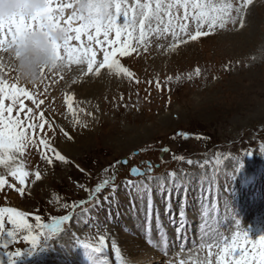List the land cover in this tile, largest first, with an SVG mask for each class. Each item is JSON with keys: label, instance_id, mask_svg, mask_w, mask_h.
<instances>
[{"label": "rangeland", "instance_id": "rangeland-1", "mask_svg": "<svg viewBox=\"0 0 264 264\" xmlns=\"http://www.w3.org/2000/svg\"><path fill=\"white\" fill-rule=\"evenodd\" d=\"M72 2L53 0L52 6ZM232 2L238 4L240 0ZM71 12L72 8L65 7V19ZM244 21L243 28L239 24H228L223 29L217 27L210 35L178 43L173 50H170L171 45L176 42L170 35L160 39L152 35L147 51L138 47L129 56L117 57L134 73L132 79L123 74L116 75L108 69H102L99 75H84L86 64L72 63L62 73L63 79L60 75L46 74L43 82L36 85L22 80L17 82V73L12 70L14 60L9 52L0 50V63L3 64L0 75L44 99L41 109L55 127V132L48 135L53 146L68 161L64 163L53 159L49 165L40 158L41 152L30 145L24 156H17V162H22L24 170L29 172L23 196L8 187L9 184L16 188L20 185L0 166V174H5L8 182L0 190V207H13L25 213V219L33 226L32 234L38 239L42 240L39 237L42 230L36 227V217L40 218L41 224H51L54 218L64 216L71 218L61 225L63 231L51 242L41 243L31 255H27L30 244L24 241L28 232L21 231L17 241L9 246L10 251L20 249L26 253L18 258L16 264H93V261L95 264H131L120 250V239L109 230L115 228L124 235L143 239L153 226L155 231L149 238L160 243L159 237L164 238L163 242L168 245V248H162L161 256L167 257L162 264H171L169 257L196 247L194 242L192 247L186 248V241L191 244L192 237L188 239L168 231L169 227L160 221V211L154 210L158 217L156 215L154 223L150 224L143 218L137 222L131 219L130 213L138 212L135 211L137 204L125 207L115 204L110 212L105 211L102 205L112 198H121L122 193L128 192L127 188L142 182L143 185L156 183L157 180L163 183L174 179L183 181L198 170L206 172L222 166L229 177L232 175L229 180L235 185L238 177H242L245 183L257 169L264 170V0H253ZM79 23L74 21L73 27L79 26ZM185 23L188 30L194 33L195 21ZM173 24L178 22L173 20ZM202 30L207 31V26ZM180 36L183 37V33ZM112 38H115L114 33ZM81 42L86 44L87 37L82 36ZM81 42L72 40L70 43L79 47ZM4 47H8L7 42ZM61 52L63 54V50ZM97 60H102L98 49ZM197 68L200 69L199 76L195 75ZM88 81L101 85L97 90L85 93L80 88ZM157 83L160 87L156 86ZM67 96L74 97L72 111L65 103ZM24 102L36 110L31 101L25 99ZM76 120L89 126L83 128L75 123ZM61 128L72 136L71 140L60 132ZM140 133L145 135L144 141L140 139L137 142H141L124 147L127 139ZM74 138L84 140L74 144ZM249 152L251 156L246 155ZM123 160L127 161L126 165H122ZM239 160H242L243 167L237 173ZM133 168L145 175L132 177ZM37 170L41 173L39 181L35 180ZM104 180H109V186L93 201V196L97 195L94 189ZM242 189L235 190L233 198L227 199L229 206L235 202L237 212L230 216L231 220L242 219L244 213L253 210L252 205L264 210V186L262 191L245 190L242 193ZM145 194L152 195L149 190ZM166 194H161L164 205L174 208L176 203H170L167 199L169 194ZM81 201L92 202L81 208ZM85 208L89 211H84ZM111 214L115 219L111 218ZM120 214L124 218L121 222L117 217ZM162 221L165 222L164 218ZM5 226L11 228L6 221ZM214 226L206 232H218L220 235L222 226L215 222ZM228 226H233L232 222ZM260 235H264V211L256 228L252 229L250 239L258 241ZM101 237L105 241L103 245L100 244ZM84 244L102 247V252L92 257L82 247ZM248 246L251 249V243ZM117 249L120 251L119 260ZM176 263L182 264L179 260Z\"/></svg>", "mask_w": 264, "mask_h": 264}, {"label": "snow or ice", "instance_id": "snow-or-ice-1", "mask_svg": "<svg viewBox=\"0 0 264 264\" xmlns=\"http://www.w3.org/2000/svg\"><path fill=\"white\" fill-rule=\"evenodd\" d=\"M252 3L253 0H240L238 4H234L232 0H223L219 3L217 0H132L131 3L127 0H73L70 4L53 7V0H45V6L31 17L18 15L8 21H0V50L9 52L10 58L15 62L12 70L17 73L13 49L19 46L26 34L39 32L47 35L60 31L64 34L62 41L49 39L52 47V67L40 69V83L43 82L46 74L60 75L63 79L62 73L72 63L86 64L84 75L93 73L99 75L102 69H108L116 75L123 74L132 79L134 73L126 68L117 57L129 56L136 52L138 47L147 51L152 35H155L157 39L170 35L176 42L171 45L170 50H173L178 43H187L189 39L195 41L202 36L212 34L217 27L223 29L228 24L233 26L239 24V27L243 28L247 9ZM65 7L72 8L67 19L64 17ZM181 10H183L182 15ZM173 20H176L178 24L174 25ZM190 20L196 23L194 33L188 30V24L185 23ZM74 21H79V26L73 27ZM205 25L207 31L202 30ZM113 33L114 39L112 38ZM180 33H183V37ZM9 36L10 41H8ZM82 36L87 37L86 44L81 42ZM72 40L81 42L80 46L71 45ZM6 42L8 47H4ZM97 49L102 53L100 61L97 60ZM2 70L3 64L0 63V71ZM195 75H200V69H196ZM20 80L17 75L16 81ZM156 86L160 87L159 83ZM25 99L32 102L35 111L33 107L26 106ZM73 99L72 96H67L65 99L69 111L73 110ZM44 103V99L38 98L35 92L19 86L16 82L10 83L3 78V75H0V166H3L6 173L15 178L20 185L19 188L11 184L8 187L14 188L22 196L29 172L24 170L22 162H17V156H24L30 145L41 152L40 158L49 165L53 163V159L68 163L66 157L53 146L51 137L48 135L50 132H55V127L41 109ZM88 115L91 116L92 113ZM75 123L83 128L89 126L88 123L80 120H76ZM60 132L67 139H72V136L63 128ZM246 155L251 156L252 153L249 152ZM241 161H237V172L243 167ZM132 174L145 175L136 168L132 169ZM40 179L41 173L37 170L35 180ZM7 183L5 174H0V190ZM108 186L109 180L98 184L94 189L97 195L93 196L92 200L98 199L99 194ZM112 190L115 191L114 185ZM104 199L107 200L108 197ZM91 202L81 201L79 207L84 208L85 204ZM84 211H89V209L85 208ZM166 211H171V209L166 208ZM152 212V201L149 197L147 206L149 222ZM179 215L183 221L184 212L181 211ZM25 216V213L16 208L0 207V264H16L18 258L26 254L20 249L9 250V246L17 241L21 231L28 232V235L24 236V241L30 244L28 248L30 251L27 255H31L32 251L44 241L51 242L54 236L63 231L61 225L71 219L69 216H64L59 219L54 218L51 224H41L40 218L36 217V227L42 230L39 233L41 240L37 235L32 234L33 226L27 222ZM5 221L11 225V228H6ZM206 235L207 242L201 244L200 247L207 251V257L200 264H264V235H260L258 241L250 239L249 230L237 231L231 238L226 235L220 236L218 232L213 231L206 232ZM241 238L243 244H241ZM104 243L101 237L100 244ZM249 243L252 245L251 249L248 248ZM82 247L92 257L102 252V247H90L88 244ZM213 255L216 256L215 261L212 260ZM116 256L119 260V249L116 250Z\"/></svg>", "mask_w": 264, "mask_h": 264}, {"label": "bare ground", "instance_id": "bare-ground-1", "mask_svg": "<svg viewBox=\"0 0 264 264\" xmlns=\"http://www.w3.org/2000/svg\"><path fill=\"white\" fill-rule=\"evenodd\" d=\"M83 84L85 85H82V88H80V90H83V92L85 91V93L88 90L91 91L95 88V90H97L101 85L100 83L99 85H96V82H89L88 84L84 82ZM142 133L134 136L133 138L127 139L124 143V147L127 148L128 146L141 142L142 140L139 142L137 141L145 138V135H141ZM83 140L84 138H74L72 142L74 144H77L82 142ZM202 171L203 170L196 171L193 175L189 176L186 180L183 181L174 179V181L163 183L162 180H157L156 183L143 185L142 182L140 185L130 187V189L127 188L128 192L122 193L121 198H112L109 201L103 203L102 208L104 207L103 209H105V211L110 212L115 204H119L122 207H125L126 205L129 206L130 204H137L135 206V211L138 210V212H131V219H134L137 222L143 218L144 221L149 222V219L147 217V206L150 197L152 201L153 215L151 216V220L149 223L152 224L155 221V217L157 214H154V210L160 211L162 214H160V216H162V219H160V221L162 225H166L169 227L168 231L174 234L176 233L183 235V237H192L194 238L193 241H195L196 244L195 248H191L187 252H178L173 257H169L171 262H175V264H177L176 262L177 260H179L182 264H200V262L204 261L207 257V251L202 250L200 246L201 244L207 242L206 231L210 227L214 226V222L222 226L220 236L226 235L231 238V236L237 231L243 232L245 230H249V234L251 237L252 229L254 230L256 228L258 218L264 211L261 208H257V206L253 208V205L251 204V208L254 211L249 210V212L244 213L241 216L242 219L236 218L231 220L230 216H232V214L234 213H237L235 210L236 207L234 206L235 202H231V206H229V203L227 202V199L230 200L233 198L232 192L240 188H243L242 193L245 190L253 191L258 189L262 191V188L264 186L262 185L264 184L263 169H257L245 185H243L242 177H236L237 179L235 181V185L232 184V182L229 180V178L232 179V175L231 177H229L230 175L225 173L222 166H217L212 171ZM146 190H149L152 195H146ZM165 193H167L166 195L170 194V198L169 195L167 196V199H169L170 203H176V206L174 205V208H171V206L166 207L164 205V201L162 199L163 195L161 196V194ZM235 194L236 197H238L237 192H235ZM248 202L249 201H247V203ZM213 203L214 205H212ZM256 203L258 202L256 201ZM131 207L133 208L134 205ZM166 208H170L171 211H166ZM129 210L131 211V208ZM181 211L184 212L183 221H181V217L179 215ZM121 214L117 216L120 222L124 219L122 218ZM113 215L111 214V218L115 219L113 218ZM214 217L215 220H213ZM111 218L110 221H112ZM163 218L165 222L162 221ZM230 222H232L233 226H228ZM118 226L119 225H117V227ZM135 226L137 225H134V227ZM152 227L153 226L150 227L151 230L149 229L150 232L145 234L148 239L146 237L140 239L138 235V237L124 235L120 231L116 230V228L109 230L114 231L117 237L120 239V250L124 255L126 261L128 260L131 264H162V260H165V258H167L161 256L164 243L155 242L153 239L149 238L152 237L150 235L155 231L154 227ZM215 227L217 226H214V228ZM173 228H178L179 231H174ZM118 233H120V235H118ZM159 240H161L160 237ZM241 240L243 239L241 238ZM186 245L190 244L186 242ZM148 246H151L152 248L148 249ZM190 247L192 246L186 248ZM213 252H215V249H213ZM215 259L216 256L213 255L212 260L215 261Z\"/></svg>", "mask_w": 264, "mask_h": 264}, {"label": "clouds", "instance_id": "clouds-1", "mask_svg": "<svg viewBox=\"0 0 264 264\" xmlns=\"http://www.w3.org/2000/svg\"><path fill=\"white\" fill-rule=\"evenodd\" d=\"M44 6L45 0H0V21H8L18 15L31 17ZM63 38L64 34L60 31L47 35L39 32L26 34L19 46L13 49L19 78L30 84L39 82L40 69L52 67V47L49 39L60 42Z\"/></svg>", "mask_w": 264, "mask_h": 264}, {"label": "water", "instance_id": "water-1", "mask_svg": "<svg viewBox=\"0 0 264 264\" xmlns=\"http://www.w3.org/2000/svg\"><path fill=\"white\" fill-rule=\"evenodd\" d=\"M123 163L125 164V161H123ZM131 175H132V176H138V175H133L132 172H131Z\"/></svg>", "mask_w": 264, "mask_h": 264}]
</instances>
